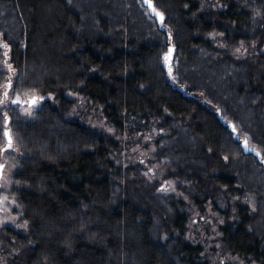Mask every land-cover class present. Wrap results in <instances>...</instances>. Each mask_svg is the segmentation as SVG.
I'll return each mask as SVG.
<instances>
[{
  "label": "trees",
  "instance_id": "1",
  "mask_svg": "<svg viewBox=\"0 0 264 264\" xmlns=\"http://www.w3.org/2000/svg\"><path fill=\"white\" fill-rule=\"evenodd\" d=\"M152 1L166 26L142 0H0V98L10 81L12 99L35 91L58 102L45 100L33 121L0 113V147L8 128L22 153L13 178L29 226L23 236L5 230L21 247L13 264H209L187 239L183 202L143 165H122L114 137L67 118L68 93L100 107L120 134L163 130L153 163L200 209L225 215L221 241L238 259L227 264H264V52L218 60L201 36L264 39V0H215L220 11ZM246 193L257 194L256 210L233 202Z\"/></svg>",
  "mask_w": 264,
  "mask_h": 264
},
{
  "label": "rangeland",
  "instance_id": "2",
  "mask_svg": "<svg viewBox=\"0 0 264 264\" xmlns=\"http://www.w3.org/2000/svg\"><path fill=\"white\" fill-rule=\"evenodd\" d=\"M201 2V11L205 6L207 8L210 6L213 11H220L226 8L225 5L215 0H201ZM255 16L262 18L258 11H256ZM201 36L204 41L209 42L216 49V59L218 60L227 58L246 61L254 60L257 55L264 52V39L261 37L255 39L241 38L231 41L226 38L224 33L217 30ZM8 64H10L9 58L5 57L1 68L9 74V80H12L14 74L8 68ZM5 90L4 87L3 92ZM55 97L54 94L47 95L40 103V107L47 99L58 103ZM67 97L75 101L72 110L66 115L67 118L76 119L92 129L105 131L111 137H114L121 146V150L118 153L120 158H118V161L122 165L125 167L133 164L143 165L148 180L158 181L161 184L160 190L162 192L175 195L178 200L183 202L184 209L189 213L187 239L193 244H200L203 247L205 262L209 264H227L238 260L227 251L221 241V227L225 223V215L215 211L210 203L205 204V206L202 205L204 210L200 209L201 207L179 188L180 184H178L177 178L164 180V177L171 172L167 166L153 163L156 160L155 140L164 133L163 130L154 128L149 132H139L138 134H133V136L128 133L120 134L107 123L100 107L88 102L87 99L77 93H68ZM27 98L24 96L21 97V100ZM0 99H3V96ZM11 100L13 99L9 94L8 100L4 104H0V113L6 117V110L12 107L25 121H33L38 109H30L24 104L19 106L12 105ZM26 109L27 111H32L31 116L27 114ZM5 145L6 140L0 149L4 148ZM21 157L22 153L18 150L15 143L13 149L0 151V164L5 166L0 181V264H13L20 261V244L12 237L6 235L5 230L11 229L21 236L29 232L28 224L27 227L21 226L24 225L25 220L17 197L20 184L13 178L18 169V160ZM236 201L246 204L249 209L256 210L258 196L255 193L238 194V196L233 198V202ZM238 264H244V262H239Z\"/></svg>",
  "mask_w": 264,
  "mask_h": 264
},
{
  "label": "snow or ice",
  "instance_id": "3",
  "mask_svg": "<svg viewBox=\"0 0 264 264\" xmlns=\"http://www.w3.org/2000/svg\"><path fill=\"white\" fill-rule=\"evenodd\" d=\"M145 3L149 5V7L152 8V11L155 13V15L159 18L161 25H165L164 23V13L160 12L153 4L152 0H145ZM4 48H8L9 45H7L6 43L3 45ZM237 51H239V49H237ZM8 53L5 52L4 56L7 57ZM167 59V57H165ZM5 63H7V61H5ZM8 68L11 70L12 69V65L8 64ZM172 69L169 68V74L171 75ZM12 85L11 82L9 81V83L5 86V91L2 93L3 99H0V104H4L7 100H8V89H11ZM26 97H28L25 100H21L19 95H16L15 99L11 100L12 104H15L17 106L24 104L27 105L28 108L36 110L39 109L40 107V103L45 99V97L43 95H37L35 93V91H33L32 94L29 93H25L24 94ZM27 111V109H26ZM27 114L29 116L32 115V111H27ZM7 119V118H6ZM235 130V129H234ZM3 135L6 139V145L4 148L0 149V151H7L9 149H13L14 147V139H13V135L11 133V130L8 128H5ZM245 146H247V141H244ZM225 159H227V157H225ZM4 165L0 164V177H2L3 175V169H4ZM6 199V198H5ZM22 227H27V221L24 222V225H21Z\"/></svg>",
  "mask_w": 264,
  "mask_h": 264
},
{
  "label": "water",
  "instance_id": "4",
  "mask_svg": "<svg viewBox=\"0 0 264 264\" xmlns=\"http://www.w3.org/2000/svg\"><path fill=\"white\" fill-rule=\"evenodd\" d=\"M152 2H153V1H152ZM142 3H143V5L149 10L150 15H151L152 17H154V18L157 20L158 24H159L160 26H163V25H161L159 18H158V17L155 15V13L152 11V8L149 7V5L145 3V0H142ZM153 4H154V3H153ZM154 6H155V5H154ZM164 22H165V16H164ZM171 50H172V49H171ZM171 59H172V53H169V54L167 55V59H166V60H171ZM8 122H9V121H8ZM232 126H233V125L231 124V125H230V128H232ZM235 136L237 137L236 134H235ZM244 141H245V140H241V146H242V148L244 149L245 153H246V154H252V155H254V156H257L258 159L262 160V155H261V153H260L259 151H257L256 149L250 147L249 144H248V142H247V146H245ZM246 141H247V140H246ZM0 180H1V177H0Z\"/></svg>",
  "mask_w": 264,
  "mask_h": 264
},
{
  "label": "flooded vegetation",
  "instance_id": "5",
  "mask_svg": "<svg viewBox=\"0 0 264 264\" xmlns=\"http://www.w3.org/2000/svg\"><path fill=\"white\" fill-rule=\"evenodd\" d=\"M1 181V180H0Z\"/></svg>",
  "mask_w": 264,
  "mask_h": 264
}]
</instances>
